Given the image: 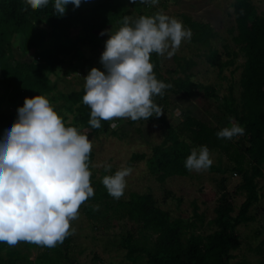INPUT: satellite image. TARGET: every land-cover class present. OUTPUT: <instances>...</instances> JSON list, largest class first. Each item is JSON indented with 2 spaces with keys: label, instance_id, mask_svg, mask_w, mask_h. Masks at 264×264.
I'll list each match as a JSON object with an SVG mask.
<instances>
[{
  "label": "trees",
  "instance_id": "1",
  "mask_svg": "<svg viewBox=\"0 0 264 264\" xmlns=\"http://www.w3.org/2000/svg\"><path fill=\"white\" fill-rule=\"evenodd\" d=\"M132 7L138 12V18L157 13L149 4L139 7L133 0H82L79 8L67 5L65 15L61 17L54 13V0L35 11L25 0H0V141L18 120V108L23 107L25 98L37 95L50 101L66 127H76L87 136L112 131L110 121L102 120L99 129L89 125L91 109L83 104L84 87L65 94L58 89V81L62 78L60 74L71 76L66 67L82 72L88 71V67L93 68L85 49L99 50L103 41L100 32L110 26L121 27L124 17L134 14ZM233 8L235 26L230 33L236 50L225 53L227 60L213 48L212 42L218 33L210 22L188 16H183V22L191 30L190 40L206 49L210 65L229 68L235 65L240 54L245 56L240 100L234 95V86L228 89L229 93L220 96L215 88L193 80L192 71L197 65L194 58L175 55L177 68L168 69V77L162 72L161 56L151 54L150 62L154 64L157 79L172 85L167 89L172 93L190 99L204 89L220 101L224 116L245 128L242 135L245 143L236 140L239 136L231 140L218 138L217 132L222 127L209 126L191 115L175 126L165 112L169 101L165 99L166 104H163L156 96L154 101L162 107L163 114L149 119L164 124V140L153 147L150 158L135 154L129 164V167H135L147 159L151 173L163 182L169 177L190 175L184 162L193 148L206 145L210 152L220 150L230 159V171L239 175L241 182L230 190L228 178H221L214 197L217 202L215 217L210 221L214 231L206 235L196 233L197 224L205 223L198 207H195V220L185 223L173 219L158 205L152 193H131L126 200L112 198L101 183L102 178L110 174L106 171L99 176L93 173L95 153L93 150L90 153V182L95 194L82 205L93 223L108 228L112 215L130 225L124 245L127 259L132 264L144 260L148 264H231L235 258L233 251L243 245L238 227L251 222L252 209L264 197L258 182L264 177V16L257 15L254 0H235ZM177 70L182 75L175 78L173 75ZM82 72L76 77H81ZM5 105L9 106L8 110ZM208 170L221 171L213 164ZM243 195L245 199L236 213V200ZM71 242L72 238L68 236L56 247H45L36 259L29 255L30 251L24 254L17 246L6 250L7 244L0 242V264H64ZM22 243L24 246L30 244Z\"/></svg>",
  "mask_w": 264,
  "mask_h": 264
},
{
  "label": "clouds",
  "instance_id": "2",
  "mask_svg": "<svg viewBox=\"0 0 264 264\" xmlns=\"http://www.w3.org/2000/svg\"><path fill=\"white\" fill-rule=\"evenodd\" d=\"M25 2L35 11L47 6L49 0ZM139 2L157 5L159 0ZM81 3L54 0V13L62 17L67 5L79 8ZM191 35L180 20L163 11L135 21L124 17L122 26L105 42L100 57L105 71L93 67L84 77L82 100L91 109V128H101L102 120L140 121L161 116L163 109L154 97H163L172 85L157 79L151 54L170 58ZM228 119L230 127L218 131L217 137L231 140L244 135L245 128ZM92 150L89 137L76 127H66L45 96L25 98L23 107L18 108V120L0 141V242L10 247L23 241L53 248L73 235L70 222L78 219L80 206L95 194L89 170ZM212 164L206 145L193 148L184 162L188 171L196 172L206 171ZM111 168L105 165L106 172ZM132 172L131 167L121 165L101 183L119 200Z\"/></svg>",
  "mask_w": 264,
  "mask_h": 264
},
{
  "label": "rangeland",
  "instance_id": "3",
  "mask_svg": "<svg viewBox=\"0 0 264 264\" xmlns=\"http://www.w3.org/2000/svg\"><path fill=\"white\" fill-rule=\"evenodd\" d=\"M235 0H159L157 5H150L154 11H163L169 17H175L180 20L184 28L188 29L183 22V16H188L197 21L210 22L218 33V36L212 42L213 48L223 54V60H227L225 53L236 50L232 41L231 29L235 26L233 3ZM257 6V15L264 16V0H254ZM137 6H144L139 0H136ZM232 9V11H230ZM134 14L130 17L131 21L138 19V12L132 7ZM120 27L110 26L102 37V45L99 50L87 47L85 50L88 62L93 67L105 71L100 63V57L105 50V42L109 34L117 31ZM17 44V43H16ZM18 46V45H16ZM33 54H31L32 56ZM194 58L197 65L194 67L193 80L202 83L206 87L216 89L217 95L229 93L228 89L234 86V95L240 100L242 87L240 84L241 73L246 58L240 54L236 63L232 67H214L206 59V49L194 44L191 40L183 41L179 50L170 58L165 54L161 57L162 72L165 76L168 69H176L174 56ZM87 64V62L85 61ZM84 65V63H82ZM96 65V66H95ZM71 76L60 74L62 77L58 81V89L65 94L73 90H80L84 87V77L88 75L92 68L83 72L73 67H66ZM82 72L81 77H76ZM180 71L173 75L175 78L181 77ZM52 80H56L54 76ZM184 78V77H183ZM158 99V97H157ZM169 104L165 108L168 120L175 126H179L187 116L191 115L207 123L209 126L230 127L228 119L224 116L220 101L207 94L204 89L196 92L195 96L186 99L179 95L165 90L163 97L159 96L158 101ZM9 106L5 105L8 110ZM72 119V116L70 115ZM130 119L117 118L110 122L116 125L111 127L110 133L102 132L88 136L93 143L95 153L93 161V173L101 175L105 165H111L112 175L121 165L129 166L131 159L135 154H144L147 159L152 156L153 147L164 140L165 127L159 120H143L131 123ZM236 140L244 142L242 136ZM213 165L219 168L220 172H211L209 170L196 172L191 171L189 176H173L161 182L151 173L147 159L141 161L133 169L132 174L127 177V187L124 195L119 200H126L131 193H152L157 200L158 205L168 211L173 219L182 220L185 223L195 220V207H198V213L204 216L205 223H198L196 233L209 234L214 231L210 221L215 217L214 209L216 207L215 192L218 189L221 178L227 177V186L230 190L236 188L240 182V176L236 175L230 169L232 164L230 159L220 150L210 152ZM264 179L262 180V182ZM245 196L236 200V213L243 203ZM264 202L258 204L251 211L254 217L251 222L242 224L238 227L243 242L242 247L233 251L235 258L231 264H257L264 259ZM98 209V207L96 206ZM106 209L105 207H102ZM108 214H111L109 212ZM112 217L110 226L107 228L103 224L93 223L83 205L79 208L78 219L71 221V227L75 233L70 235L72 238L68 260L63 259L64 264H132L127 259V250L124 245V239L130 225L125 221H120ZM10 246H6V250ZM22 253L30 251V256L37 258L45 247L35 244L24 246L22 241L17 245ZM263 249V250H262ZM6 252V251H5ZM7 254V252H6ZM264 262V261H263ZM138 264H148L145 260Z\"/></svg>",
  "mask_w": 264,
  "mask_h": 264
},
{
  "label": "crops",
  "instance_id": "4",
  "mask_svg": "<svg viewBox=\"0 0 264 264\" xmlns=\"http://www.w3.org/2000/svg\"><path fill=\"white\" fill-rule=\"evenodd\" d=\"M264 179V177H262V178H260L259 180H258V182H259V189H261V193L264 195V181L262 182V180ZM264 202V197H263V199L259 202V205H260V203H263ZM258 205V204H257ZM256 205V206H257ZM255 206V207H256ZM263 206V205H262ZM261 208H264V206L263 207H261ZM251 216H252V214H251ZM254 217L252 216V219H253ZM263 250V249H262ZM258 258V262H257V264H264V259H263V261H262V263L260 262L261 261V259L259 258V257H257Z\"/></svg>",
  "mask_w": 264,
  "mask_h": 264
}]
</instances>
